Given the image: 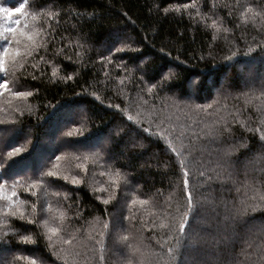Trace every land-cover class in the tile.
Wrapping results in <instances>:
<instances>
[{
    "label": "trees",
    "instance_id": "obj_1",
    "mask_svg": "<svg viewBox=\"0 0 264 264\" xmlns=\"http://www.w3.org/2000/svg\"><path fill=\"white\" fill-rule=\"evenodd\" d=\"M21 3L0 264H264V0Z\"/></svg>",
    "mask_w": 264,
    "mask_h": 264
},
{
    "label": "snow or ice",
    "instance_id": "obj_2",
    "mask_svg": "<svg viewBox=\"0 0 264 264\" xmlns=\"http://www.w3.org/2000/svg\"><path fill=\"white\" fill-rule=\"evenodd\" d=\"M25 7V4L24 3H21L18 7H15V8H0V12H4L7 14V19L12 21V16L14 14H17V13H21L22 12V9ZM13 27H9L7 28L5 31L8 32V33H11L13 34V36L15 37V34L18 32L19 30V25L21 23L20 20H15V21H12ZM0 35H2V33H0ZM29 39H31V37H29ZM30 54V53H29ZM3 55L4 56H7L8 55V48H4L3 50ZM6 71L5 69V66H4V60L2 58H0V72H4ZM8 84V81L7 80H4L3 81V84H0V87H6ZM17 95H22V93H17ZM16 152H19V149H16L14 150V152L10 155H15ZM50 175H55V174H50ZM64 179H67V177H65ZM73 183H75V181H73ZM185 185L188 184V180H185L184 181ZM193 199V196L191 193H189V196H188V202H189V206H190V203H191V200ZM13 215H15V213H13ZM185 216H187V213L184 214ZM184 219V217H182V220ZM187 224L188 227L190 228L191 227V221H188V220H184V223L181 225V230L183 231L184 230V225Z\"/></svg>",
    "mask_w": 264,
    "mask_h": 264
},
{
    "label": "rangeland",
    "instance_id": "obj_3",
    "mask_svg": "<svg viewBox=\"0 0 264 264\" xmlns=\"http://www.w3.org/2000/svg\"><path fill=\"white\" fill-rule=\"evenodd\" d=\"M262 64H263V66H264V63H262ZM256 66H257V62H251L250 64H246V65H244V67L248 68L251 72H253V69H255ZM239 68H241V67L239 66ZM255 79H256V78H255ZM197 222L201 223V221L198 220V219H197Z\"/></svg>",
    "mask_w": 264,
    "mask_h": 264
}]
</instances>
